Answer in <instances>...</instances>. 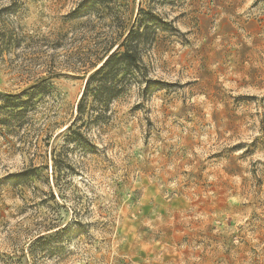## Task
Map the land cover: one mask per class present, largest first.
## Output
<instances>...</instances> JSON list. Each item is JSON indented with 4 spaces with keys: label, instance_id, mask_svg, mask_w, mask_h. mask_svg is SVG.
Wrapping results in <instances>:
<instances>
[{
    "label": "rangeland",
    "instance_id": "1",
    "mask_svg": "<svg viewBox=\"0 0 264 264\" xmlns=\"http://www.w3.org/2000/svg\"><path fill=\"white\" fill-rule=\"evenodd\" d=\"M139 9L157 84L65 143ZM34 87L23 125L0 111V264H264V0H0V96Z\"/></svg>",
    "mask_w": 264,
    "mask_h": 264
},
{
    "label": "trees",
    "instance_id": "2",
    "mask_svg": "<svg viewBox=\"0 0 264 264\" xmlns=\"http://www.w3.org/2000/svg\"><path fill=\"white\" fill-rule=\"evenodd\" d=\"M166 25L167 23L151 13L143 9L138 10L133 24L122 36L120 33V36L110 43L109 51L88 75L76 106V115L63 131L65 143H74L77 147L87 149L85 133L92 125L106 124L111 115L112 103L119 99L129 87L132 85L137 87L141 95L154 89L157 81L149 77L150 67L143 56L149 62L152 60L146 48L153 46L157 32ZM170 28L174 29L171 26ZM40 87H34L19 95L0 96V111L5 113L3 122L23 125L27 113L36 106V97L42 89ZM48 139L49 137L46 136V140ZM62 158L63 154L60 151L53 150L51 175L54 177ZM37 169L24 171L18 177H27ZM42 237L43 235L37 237L36 242L43 241ZM54 237H60L58 231Z\"/></svg>",
    "mask_w": 264,
    "mask_h": 264
}]
</instances>
